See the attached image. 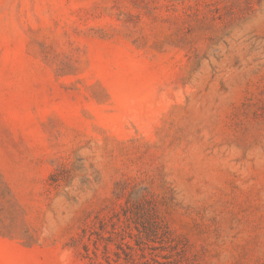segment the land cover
I'll use <instances>...</instances> for the list:
<instances>
[{
  "label": "rangeland",
  "instance_id": "obj_1",
  "mask_svg": "<svg viewBox=\"0 0 264 264\" xmlns=\"http://www.w3.org/2000/svg\"><path fill=\"white\" fill-rule=\"evenodd\" d=\"M0 264H264V0H0Z\"/></svg>",
  "mask_w": 264,
  "mask_h": 264
}]
</instances>
